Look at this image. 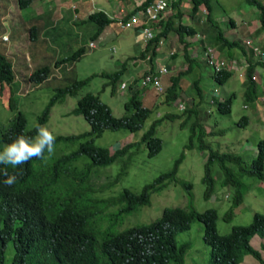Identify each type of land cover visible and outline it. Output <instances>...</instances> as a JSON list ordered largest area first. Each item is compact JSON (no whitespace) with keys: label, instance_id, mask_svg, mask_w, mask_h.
Instances as JSON below:
<instances>
[{"label":"trees","instance_id":"trees-1","mask_svg":"<svg viewBox=\"0 0 264 264\" xmlns=\"http://www.w3.org/2000/svg\"><path fill=\"white\" fill-rule=\"evenodd\" d=\"M17 1V4L22 7L26 6L30 0ZM154 1L141 0L133 9L126 11L122 19L133 12L142 11ZM166 1L173 12L170 10L165 16L161 15L155 20L146 22L151 36L140 45L142 49L139 51L140 57L149 62V69L144 70V73L152 71L158 45L163 44L167 38L169 50L166 58L176 62L177 55L181 53V62H185L186 67L169 77L168 85L160 94L162 101L169 105L181 94L184 96L194 94L198 100L194 101L195 97L189 95L190 102L184 103L183 108L178 109L181 112L164 111L161 116L150 121L137 140L128 141L120 146L117 144L115 149L110 151L105 146L95 144V139L104 130L136 133L145 119L158 110V106L148 108L142 104L141 95L146 94V91L145 89L141 91L140 86L145 74L141 75V80L138 78L141 82L138 87L135 83L137 78H134L122 88H126L127 98L123 102V113L120 116H114L110 108L98 96L90 92L80 96L76 106L70 112L83 117L89 126L87 131L55 135V151L58 150L46 160L32 159L18 168L8 166L9 174H20L17 182L11 187L3 183L5 177L0 175V264H183V255L189 243L185 241L177 245L175 234L188 229L193 219L199 220L203 226L202 241L209 246L207 264H238L245 254H250L263 263L258 250L253 248L249 241L253 235L259 237L263 235L264 211H255L248 223L233 225L227 233L217 234L213 223V208L196 211L191 204V182L179 180L176 177L178 164L183 159V151L173 160L170 168L143 184L139 191L135 192L126 187H122L119 191L112 188L126 173L133 155L141 146L146 149L147 157L153 156L160 150L161 141L155 135V128L163 119H179V126H186L188 130L183 148H196L204 153L200 177L204 199H208L217 184L228 186L232 188L230 196L232 207L241 203L248 181L264 182L263 138L256 141V154L248 163H242L240 155L211 147L205 140L206 136L212 138L219 135L217 137H220L224 129H217L214 124L218 134L215 131L206 130L201 124V115L205 112L208 116L211 110L228 114L234 93L229 92L219 99L216 91L211 89L207 106L204 111H201L199 104L204 99L198 80H190V76H197L196 70L204 66L207 67V74L216 88L223 85L231 76L236 77L239 74L242 79L237 78V80L243 84L242 100L245 103L255 104L258 102L259 92L254 72L256 67L262 70V88L264 89V60L252 61L250 52L241 41L229 40L222 34L210 17L211 0H187L189 12L186 16L181 12L182 9L180 10V3L183 0ZM244 1L258 9V27L255 31L256 34L259 31L264 33V4L260 0ZM199 7L205 10L201 26L192 24L193 15L198 12ZM229 20L232 21L230 18ZM85 21L95 25L90 35L91 40L102 32L101 29L104 26L112 22L118 25V22L116 23V20L109 17L103 10L89 12ZM207 23L213 27L214 43L211 42V37L208 38L205 34L209 31ZM144 24L145 22L142 26ZM34 30L32 28V32ZM211 43L218 44L217 49L214 47L216 56L213 55V59L210 58L213 63H216L218 69H214L215 65L206 60L209 53L206 54L204 49L207 46L211 48ZM193 45H197L194 51H192ZM232 47L239 49L236 54H239L240 58L238 57L239 60L236 63L240 70L237 69V73L236 69L229 64L232 58L235 61V56L230 52L225 55L221 52L222 48ZM84 51L83 45L78 46L70 54L53 61L52 66L56 68L61 66L62 69V65L64 68L68 63L77 60ZM262 51L264 52V47ZM242 57L244 60L241 59ZM124 64L125 61L121 62L120 68L112 73H99L100 76L108 79L103 88L109 85L110 93L115 92V84L125 69ZM49 65L42 64L35 67L28 79L36 84L48 80V77L52 75ZM162 66L167 68L165 64ZM13 76L10 61L0 51V88L2 83L12 82ZM90 77L72 79L67 84L54 87L53 94L36 117L35 125L37 123L42 125L48 118L50 108L66 96L74 95ZM183 77H186L185 81L190 83V88L187 85L182 88L180 85ZM8 98L9 109L16 111L9 124L0 131V150L17 135L23 134L29 137L36 135L35 125L26 129L24 115L18 109H14V96L9 95ZM260 101L264 103L261 99ZM249 120H251L250 116L241 115L237 124L244 127ZM45 155L47 156V153ZM115 160L119 164L116 173L103 182H97L99 185H92L90 179L96 170L94 168L108 165ZM4 167L0 165V169ZM216 169L219 171L217 177L214 176ZM244 178L246 179L243 180ZM169 183H175L187 192L188 199L184 207H164L160 214L149 222L138 223L118 231L112 229L113 225L121 221L124 216L135 212L140 206L149 204L150 195L161 191ZM42 201L49 221L47 225L34 226L27 210L30 204H39ZM231 207L225 212V217L231 216ZM105 221H107L106 224ZM8 252H11V255Z\"/></svg>","mask_w":264,"mask_h":264},{"label":"rangeland","instance_id":"rangeland-1","mask_svg":"<svg viewBox=\"0 0 264 264\" xmlns=\"http://www.w3.org/2000/svg\"><path fill=\"white\" fill-rule=\"evenodd\" d=\"M105 1L106 0H104L103 3L102 0H92L94 5L98 7H100L99 4L101 2L102 4H105ZM79 2L84 4L85 10H79V12H81L79 16L83 19L85 17L86 10L89 12L93 9V7H90V0H79L76 3V9L79 7ZM122 3L123 0H109L108 2L109 5L116 6H119ZM181 9L186 12L188 11L185 8ZM171 12L173 11L171 10ZM6 15L9 18L11 16L8 11L6 12ZM58 15L59 13L53 12L47 19V24L50 20H54V18ZM198 15H200V19L201 16H204V13H195L193 15L194 21L197 20L196 18ZM27 16V12L24 11L21 14V19L24 20ZM184 16H186V14ZM210 17L212 22L216 24L218 29L222 31V34L227 39L236 41L239 40L243 43L246 39H248V41H253V38L256 36L254 42L260 49H263L264 33L259 31L256 35L255 29L258 27V9L254 6L247 4L244 0H211ZM228 18L235 21L234 27H231L228 24ZM85 22L87 23L76 25L78 27H75V29L79 33L70 32L67 35H62L53 42H51V39L49 38L48 43L51 44L52 49H60V57L70 54L79 45L83 44L85 46L83 55H81L77 60L72 61L70 64L68 63L65 65L63 69H57L55 66H52V60L50 61L51 63L49 66L54 78L50 75L46 81H42L39 84H31L29 81L25 80V77L27 73H31L32 68L30 67L23 71L20 70V63L15 64L17 68L14 73L18 78V83L21 88L19 92H21V94H14V98L17 109L24 115L26 129L35 125L36 117L40 114L47 99L53 94L54 87L67 84L72 79H82L90 77L91 75L93 76L89 78L88 82L80 87L74 95L66 96L63 100L55 103L50 108L48 118L42 125H46L54 135H69L87 131L89 126L83 117L79 114L70 112V110L74 109L76 106L77 99L86 92H90L98 96L99 99L110 108L111 113L114 116H120L123 113V102L127 98V90L126 88H118L119 83L124 82L128 84L134 78H137L135 83L138 87L141 83L139 81L142 78L141 75L144 73V70L147 68L149 69V62L147 59L140 57L139 54L140 50L138 45H141V40L133 37L131 27L121 28L119 25H115L112 22L108 26H104L101 29L102 32L95 38V40H93L94 46L88 47V36L93 33L95 25L88 21ZM7 23L8 19L0 18V30L9 32L10 28ZM192 24L195 25L194 22ZM206 26L209 31L205 34L208 38L211 37V42L214 43L212 38V33H214L212 29L213 27L210 26V23H207ZM79 28H81L83 32L82 34L81 31L78 30ZM112 30L115 32H112ZM9 34L11 35L12 32ZM19 35L20 32H17L16 37L9 38L8 42L10 43L8 45V53L15 48V54L17 56L22 57L26 53V58H28L27 53L29 50L26 49L27 46L22 41L23 39H18ZM133 39L138 45L133 42ZM212 43L211 46L216 48V44ZM0 44L5 45V48L7 47V44L1 40ZM168 50L169 45L166 38L163 44L158 45L155 65L158 63L165 64L167 66L172 64V61L169 58H166L167 56H164ZM238 51L239 49L237 47L221 49V52H223L224 55L227 52L236 54ZM132 57L134 61L130 60ZM11 58L14 61H17L16 56L12 55ZM181 59V53H179L176 57L177 61H174V68L171 70V74L181 69L182 66L179 65L181 63ZM124 61L125 69L115 84V92L110 93L109 85H106L103 88V85L106 84L108 79L100 76L99 73H112L113 71L119 69L121 62ZM183 64L186 65V63ZM229 64L236 69V73L237 69L240 70L238 64L233 60H230ZM169 72L170 71H167L166 74H163L162 81L165 83L169 82ZM207 72L208 69L204 66L203 68L196 70L198 77L195 75L190 76V80H198V85L201 89V95L204 99L202 103L199 104L201 111L205 110L204 108L207 106L206 103L210 96V91L214 87V84L209 78ZM260 73V70H256L255 74L258 84L257 90L259 92L257 103H245L242 100L241 91L243 84L237 80V78L241 80L242 76L240 77L239 74H237L236 77L231 76L228 78L223 85L217 86L219 90L218 95L220 97L225 96L223 94L224 92L226 95L229 92L234 93V96L231 99L229 113L220 114L211 110L210 115L207 116L205 112L201 115V124L206 130L215 131L216 134H218L219 132L217 129H224V133L220 137H217L219 135L212 138L210 136L205 137V140L211 145V147H217L220 151H228L239 154L244 163H248L253 158L256 141L261 138L264 139V103L260 101L261 99L264 102V89L262 88L263 78L260 83ZM171 74L169 76H171ZM233 74L235 75V72H233ZM138 78H140L139 81ZM185 78L180 80L182 88L186 87V85L189 86L190 84L188 81H185ZM162 81L160 80L163 84ZM140 87L141 91L143 89L146 91V94L142 93L141 95L143 106L148 108L158 106V116H161V114L166 110L175 113L181 112V110L176 108V102H171V104L167 105L166 103H163L161 95L156 93L152 94L153 89L149 83H142ZM190 87L191 86L188 88ZM189 95L191 97H195L194 101L198 100L194 94ZM189 95L186 97L181 94L180 101L185 104L189 103ZM158 96H160L159 101L155 100L156 98L159 99ZM6 100L7 92L4 89L0 92V131L8 125L16 111L8 109ZM155 113L156 112H152L147 119H145L142 127L136 133H128L122 130H104L102 134L95 139V144L105 146L112 151L115 149L117 144L120 146V144H124L128 141L137 140L141 133L147 128L150 121L156 118ZM241 115L250 116L251 119L244 127H240L237 124V120ZM214 124H216L217 127ZM214 126L217 129H215ZM155 135L161 141L160 150L153 156L147 157L146 149L141 146L140 149L133 155V158L127 166L126 173L114 186H112V188L116 189V191H119L122 187H126L135 192L139 191L143 184L150 182L160 172L170 168L173 160L181 151H183V159L178 164L176 177L179 180L191 182V204L196 211H202L209 207L214 209L213 223L218 234H225L234 224L248 223L253 212L264 211V183L259 180H254L252 183L248 181L249 184L243 195L241 203L232 207V218L229 221L223 220V214L230 204L229 193H231V189L217 184L208 199H204L202 197L203 184L200 182V177L202 175L204 153L196 148H183L188 135L187 127H180L179 119H163L156 126ZM4 146L5 145H3V147ZM57 150L58 149H56V151ZM118 167L119 164L117 160L105 166L95 167L94 169L96 170L91 175L90 183L94 186L99 185L97 182L107 180L116 173ZM214 174L215 177H217L219 173L215 170ZM245 179L246 178L243 180ZM187 199V192H185L179 185L169 183L161 191L150 195L149 204L140 206L135 212L124 216L121 221L113 225L112 229L114 231H118L138 223L149 222L156 218L164 207H184ZM106 223L107 221H105V224ZM202 228V223L197 219H193L188 229L179 231L175 234V243L177 245L185 241L189 243V247L183 255V264H207L209 246L202 241ZM250 244L255 249L259 250L260 256L263 260L262 264H264V239H260L258 236L254 235L250 240ZM260 244L263 245L262 248L260 247ZM239 264L260 263L257 262L250 254H245Z\"/></svg>","mask_w":264,"mask_h":264},{"label":"crops","instance_id":"crops-1","mask_svg":"<svg viewBox=\"0 0 264 264\" xmlns=\"http://www.w3.org/2000/svg\"><path fill=\"white\" fill-rule=\"evenodd\" d=\"M78 1L79 0H33L27 9L21 11V10H19V8L17 6L16 0H0V18L1 19H8L7 25L10 28V31L14 35L16 32V27H23L26 31L29 29L30 26L32 28H36L34 30L33 34L32 35L30 34L31 37H33V40H28L27 50H29V52L27 53L28 58H26L27 59L26 60L27 66L25 63L26 61L25 62L24 61H21V62L20 61H14V67L15 68H17V66L15 64L20 63V67H21L20 70L25 71L26 69H28L30 67L32 69H34L35 67H38L42 64H48L49 65L51 62L53 63V61L64 57L65 55L61 56V57L59 56L60 55V49L59 50H53L52 49L51 44L48 43L49 38L51 39V42H53L57 38H60L62 35H67L70 32L79 33L76 31L75 27H78L76 25H80L82 23H87V22H85V17L89 12H91L93 10H98V9L103 10L109 17L116 20L115 22L117 23V22H119L118 17L120 16L119 10L123 11V13L125 14L126 11L133 9V7L135 5H137L141 0H125V3H122L119 6L118 5L117 6L116 5H109L108 4L109 0H106L105 4H102V2L104 3V0H102V2L99 4L100 7L95 6L94 3L91 2L90 7H93V9L89 12H88V10H86V14H85V17L83 19H81L79 16V14H81V12H79V10H83V11L85 10L84 4L79 2V4H78L79 7H77V9H76V3ZM261 1L264 3V0H261ZM71 4L74 5L73 9L71 8ZM180 4H181L180 5L181 8H185L186 10H188L187 12L184 10L181 11L185 15L186 13L189 12V3H187V0H183L182 3H180ZM181 8H180V10H181ZM200 10H202L204 12V9L202 7H199V10L197 13L200 14V12H201ZM7 11L11 15L10 18L6 15ZM24 11L27 12L28 16L25 17L24 20H22L21 14ZM53 12L59 13V15L56 18H54V20H50L49 23L47 24V19L49 18V16L52 15ZM73 14H75V16H73ZM199 16L200 15L197 16L196 21H194L192 17L191 18H192V22L194 21L195 25L197 24V25L201 26L202 18L200 17V19H199ZM198 19H199V21H198ZM188 22H189V20H188ZM228 22H229L231 27L235 26V21L233 19H232V21H230L228 19ZM78 30L81 31V34L83 33L81 28H79ZM112 32H115V31L112 30ZM132 34H133V37L135 39L140 38L138 31L135 30V28H132ZM9 36H10V34H8V38H9ZM89 36H88V38H89ZM255 39H256V36L253 38V41H255ZM89 41H90V38H89ZM133 42L136 43L134 41V39H133ZM93 45H94V42H93ZM193 46L194 47L192 48V50L193 49L195 50L197 45L196 46L193 45ZM138 48H139V50L142 49L140 45H138ZM189 54H191V52H189ZM233 55L235 56L234 62L238 61L239 55L238 54H233ZM164 56H166V54H164ZM156 57L157 56H155V58ZM161 65L162 64H159V63L155 65V62H154L151 70L154 72L155 69ZM179 65L182 66L181 70L185 69V67H186V65H184L183 63H180ZM165 66L167 67L168 70L169 69L172 70L174 68V62H172V64H170L169 66H167V65H165ZM59 69H61V66ZM62 69H63V65H62ZM255 69L259 70L260 68L256 67ZM256 70H255L254 74L256 73ZM259 78H260V83H261L262 76H259ZM161 81H162V79H161ZM162 82L165 85L164 87H166L167 83H165L164 81H162ZM223 94L226 96L225 92ZM186 97H184V98H186ZM156 100L159 101L160 98L156 99Z\"/></svg>","mask_w":264,"mask_h":264},{"label":"clouds","instance_id":"clouds-1","mask_svg":"<svg viewBox=\"0 0 264 264\" xmlns=\"http://www.w3.org/2000/svg\"><path fill=\"white\" fill-rule=\"evenodd\" d=\"M33 0H30L27 4H26V6H22V7H20L18 4H17V6H18V8H19V10H25V9H27L28 7H29V5L31 4V2H32ZM91 1V0H90ZM261 1V0H260ZM92 2V1H91ZM262 2V1H261ZM16 3H18V1L16 0ZM263 3V2H262ZM264 4V3H263ZM72 5L73 4H71V8L73 9L74 8V5H73V7H72ZM99 10V9H98ZM94 11V10H93ZM202 13H204L205 14V10H204V12L202 11V10H200ZM120 12V11H119ZM73 16H75V14H73ZM122 17H123V15L120 13V16L118 17V19H119V21L122 19ZM203 17L204 16H201V18L203 19ZM127 18V17H126ZM229 19V18H228ZM228 19H227V21H228ZM231 19V18H230ZM232 20V19H231ZM118 24H119V22H118ZM228 24H229V22H228ZM230 25V24H229ZM120 26V25H119ZM34 29H36V28H34ZM136 30H138V29H136ZM9 32H11L10 30H9ZM9 32H6L5 30H0V40L2 41V42H5V44H7V47L5 48V45H3V44H0V51L5 55V57L10 61V63H11V69H12V72H13V80H12V82H10V83H8V84H6V83H2V86H1V88H0V92L2 91V90H6V92H7V100H6V103H7V107H8V109H9V103H8V101H9V95H11V96H14V94H16V93H18V94H21V92H19V90L21 89L20 88V86H19V83H18V78H17V76H16V74L14 73L15 72V70H16V68L14 67V60L11 58V56L12 55H14V56H16L17 57V61H26L27 59H26V53L21 57V56H17L16 54H15V48H13L11 51H10V53H8V51H9V43L10 42H8L9 41V38L10 37H12V38H14V37H16V33L17 32H20V35H19V37H18V39L20 40L21 38L23 39L22 41L26 44V46H28V40H33V37H31V35H32V27L30 26L29 27V29L26 31L23 27H16V32H15V35L12 33L10 36H9V38H8V34H9ZM31 34V35H30ZM138 34H139V36H140V38H138V39H140L141 40V44H143V39H142V36H141V32L140 31H138ZM89 38H90V36H89ZM8 39V40H7ZM246 40H248V39H246ZM93 40H91L90 39V41L89 42H91L92 44H93V42H92ZM250 42H251V44H254V45H256L257 47H258V49L260 50V51H262V49H260L259 48V46L257 45V44H255V42L253 43L251 40H249ZM88 42V43H89ZM88 43H87V46H88ZM242 44H244V42L242 43ZM216 45H218V44H216ZM79 46H81V45H79ZM84 46V45H83ZM94 46V45H93ZM92 46V47H93ZM245 46V45H244ZM88 47H90V46H88ZM84 48H85V46H84ZM245 48H246V50L247 51H249L250 52V54H251V56H250V58H251V60L252 61H254L255 60V58H254V56H253V54H252V52H251V50L248 48V47H246L245 46ZM26 49H27V47H26ZM211 49H212V52H213V54L215 55V49L213 48V46H211ZM263 52V51H262ZM239 55V54H238ZM216 56V55H215ZM239 58H240V55H239ZM242 60H244V58L242 57L241 58ZM131 61H134L133 59H130ZM232 60V59H231ZM26 63V66H27V61L25 62ZM181 63H185V62H181ZM60 68V66L57 68V69H59ZM33 70V69H32ZM156 70V69H155ZM181 70V69H180ZM260 70V72H262V70L261 69H259ZM167 71H170L169 72V75L171 74V70L169 69H167L166 68V73H167ZM179 71V70H178ZM148 73H153V71H149V72H147V73H143V74H148ZM165 73V74H166ZM176 73V72H175ZM175 73H172L171 75H173V74H175ZM29 74H30V72L29 73H27L26 74V77H25V80H27V81H29V83H31V84H36V83H33L32 81H30L29 79H28V76H29ZM144 75V76H145ZM168 75V78L170 77ZM143 76V77H144ZM162 77H163V75L160 77V80L162 79ZM183 78H185V77H183ZM182 79V78H181ZM254 79H255V81H256V74H254ZM142 80H143V78H142ZM257 82V81H256ZM169 83V82H168ZM168 83H167V85H168ZM39 84V83H38ZM150 84V83H149ZM159 84H160V86H161V88H162V90L160 91V92H155V90H154V88L152 87V89H153V91H152V94L153 93H156V94H158V95H160V94H162V91L165 89V85L164 84H162L161 82H159ZM126 86V83H124V82H120L119 83V86H118V88H120V89H122V88H124ZM152 86V85H151ZM213 89V91H216V95H217V98H219V99H221L222 97H220L219 95H218V92H219V90H218V88H216V87H213L212 88ZM162 96V95H161ZM160 96H158V98H159ZM180 99H181V97H179V98H177L176 100H174L173 102H176V104L177 103H182L183 105H184V102H181L180 101ZM14 101H15V98H14ZM14 105H15V108L14 109H17V107H16V102L15 103H13ZM177 108V107H176ZM178 109V108H177ZM10 110V109H9ZM158 114H159V112H157L156 111V113H155V116L157 117L158 116ZM14 116V115H13ZM159 117V116H158ZM13 118V117H12ZM11 121V120H10ZM9 124V123H8ZM35 129H36V135L34 136V137H29V136H25V135H23V134H20V135H17V136H15V138H13L12 140H11V142L10 143H8V144H6L4 147H3V149L2 150H0V165H4L5 167L3 168V169H0V175H3L4 177H5V179H4V181H3V183L5 184V185H7V186H9V187H11L12 185H14L16 182H17V180H18V176L20 175L19 173H13V174H9V172H8V170H7V167L8 166H11L12 168H18L20 165H22V164H26L29 160H32V159H41V160H46V159H48V158H50L52 155H53V153L55 152V145H56V136L53 134V132L46 126V125H40V124H36L35 125ZM45 153H47V156L45 155ZM229 153H232V152H229ZM233 154H236V153H233ZM255 154H256V148H255V153H254V155H253V157L255 156ZM237 155H239V154H237ZM242 163H243V159H242ZM242 163H240L241 165H242ZM217 170V169H216ZM218 171V170H217ZM218 173H219V171H218ZM214 176H215V174H214ZM259 181H261V180H259ZM261 182H263V181H261ZM264 183V182H263ZM219 185V184H218ZM220 186H222V185H220ZM224 187H228V186H224ZM228 188H230L231 189V193H232V188L231 187H228ZM203 192V191H202ZM231 193H229V197L231 196ZM228 195V194H227ZM226 195V196H227ZM210 196H211V194H210ZM209 196V197H210ZM208 197V198H209ZM238 205V204H237ZM235 206V205H234ZM231 207V201H230V204H229V206L227 207V209H229ZM233 207V206H232ZM232 207H231V211H232V214H231V216L229 217H225V212L227 211V209L225 210V212H224V214H223V217H222V219L223 220H225V221H229L231 218H232V216H233V209H232ZM214 210V209H213ZM27 214H28V216H29V219L31 220V223L32 224H34V226L35 225H37V226H41V225H47V223H48V221H49V219H48V216H47V210H46V207L43 205V201L41 202V203H39V204H36V203H32V204H30L29 205V208H28V210H27ZM234 225H237V224H234ZM233 226V225H232ZM231 226V227H232ZM230 227V228H231ZM214 229H215V232L217 233V231H216V228H215V225H214ZM227 233V232H226ZM218 234V233H217ZM221 235V234H220ZM254 236V235H253ZM253 236L250 238V240L253 238ZM257 236V235H256ZM259 237V236H258ZM260 239H264V231H263V235L261 236V237H259ZM249 243H250V241H249ZM251 245V244H250ZM252 246V245H251ZM253 247V246H252ZM260 247H261V244H260ZM254 248V247H253ZM262 248V247H261ZM258 252H259V250H258ZM8 254H10L11 255V252H8ZM259 254H260V252H259ZM9 256V255H8ZM261 257V256H260ZM256 260V259H255ZM261 260H262V258H261ZM242 261V260H241ZM240 261V262H241ZM257 261V260H256ZM263 261V260H262ZM239 262V263H240ZM257 262H259V261H257ZM238 263V264H239ZM260 263V262H259ZM260 264H262V263H260Z\"/></svg>","mask_w":264,"mask_h":264},{"label":"built area","instance_id":"built-area-1","mask_svg":"<svg viewBox=\"0 0 264 264\" xmlns=\"http://www.w3.org/2000/svg\"><path fill=\"white\" fill-rule=\"evenodd\" d=\"M73 7V5H72ZM171 8L169 3L166 0H155L153 2L152 5H149L147 7H145L142 11H138V12H133L132 14H130L127 18L125 19H121L119 21V25L121 28H135L138 29L137 31L141 32V36L143 41H145L146 38H149L151 36V31L148 29V27H146V22L155 20L156 18H158L159 16H165L168 12H170ZM120 13L123 15V11L119 10ZM145 17V18H144ZM145 22L144 26H142V24ZM244 45L246 47H248L254 58L255 59H263L264 60V52L260 51L258 49V47L254 44H251L250 41L245 40L244 41ZM88 46L92 47L93 44L91 42L88 43ZM205 53L208 54L209 56L206 57V60L208 63H212L214 64V69H218V66L216 65V63H213L211 61V59H213V55L212 54V49L210 48V46H207L204 49ZM211 58V59H210ZM166 73V69L164 66H159L156 68V70L153 73H148L143 77L142 83H150V85H152V87L154 88L155 92H160L162 90L159 82H160V77ZM176 107L178 109H182L183 108V104L182 103H177Z\"/></svg>","mask_w":264,"mask_h":264}]
</instances>
